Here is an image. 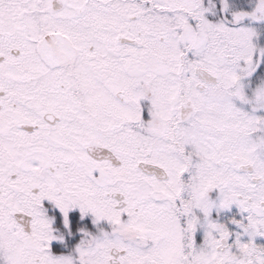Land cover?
Listing matches in <instances>:
<instances>
[{
  "label": "snow or ice",
  "instance_id": "1",
  "mask_svg": "<svg viewBox=\"0 0 264 264\" xmlns=\"http://www.w3.org/2000/svg\"><path fill=\"white\" fill-rule=\"evenodd\" d=\"M0 264H264V0H0Z\"/></svg>",
  "mask_w": 264,
  "mask_h": 264
}]
</instances>
